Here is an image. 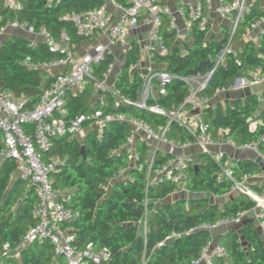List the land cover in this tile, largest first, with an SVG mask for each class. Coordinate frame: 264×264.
<instances>
[{
  "label": "trees",
  "instance_id": "16d2710c",
  "mask_svg": "<svg viewBox=\"0 0 264 264\" xmlns=\"http://www.w3.org/2000/svg\"><path fill=\"white\" fill-rule=\"evenodd\" d=\"M115 1L128 4V0ZM102 3L104 0H59L53 4H48L47 0H25L20 10L13 11L4 7L0 0V29L15 20L24 27L32 26L35 31L43 27L54 36L65 28L73 43H79L85 38L77 36L72 25L61 16L72 10L88 12ZM262 15L264 10L251 6L234 31H223L220 40L209 38L208 27L200 28L192 21L190 36L193 43L186 46L184 53L177 47H170L168 37L173 30L163 33L170 51L165 56L155 54L152 61L168 71L172 79L149 100V104L157 105L165 113L135 104L142 79L138 71L129 72L130 65L140 59L139 49L132 45L125 53V62L114 84L120 97L118 103L107 94V105L101 106L94 100L93 82L90 81L80 91L66 96L68 115L86 114L88 119L84 125L88 127L94 121L89 115L95 109H100L103 115L125 113L143 120L157 133L163 132L167 141L179 145L197 142L198 132H192L167 115L190 108L185 100L191 89L183 77L197 75L196 67L208 60L213 63L228 44L232 46L242 39ZM29 43L28 38L19 35L1 41L0 91H9L16 98L27 97L32 105L52 77L43 69L26 65L24 59L30 56L33 61L51 60L54 55L48 53L42 41H36L34 47H29ZM112 62V54H107L99 71ZM210 69L211 66H202L200 75ZM256 69L264 75L263 35L256 44L247 40L241 47L232 48L196 97L213 98L235 79H250L251 72ZM261 100L256 94H249L242 103L203 107L201 117L208 126L207 134L214 141L229 140L236 146L250 144L264 153V92ZM130 132V124L111 121L101 140L95 138L92 130L82 143L76 138L55 137L44 153L46 157L57 155L62 159L52 173L54 186L71 189V200L66 205L73 217L62 222L61 227L74 235L72 243L76 248L82 249L91 243L95 251H106L108 256L100 264H185L197 257L212 239L211 231L204 225L255 206L243 191H230L233 179L239 181L244 174L259 172L255 161L235 160L226 168L222 160L216 161L204 152L197 162L188 160L185 164L184 186L191 196L172 199L177 184L156 175L172 154L156 149L150 156L148 142L138 137L136 158L132 162L127 146ZM2 148L0 138V151ZM124 171L128 172L127 176H118ZM25 182L15 175L13 160L0 156V264H65L64 258L55 254L48 240L22 247L18 255L14 251L22 236L37 222L32 215L37 198L33 186H25ZM227 194L230 198L224 203L209 197ZM241 238L246 242V248L242 247ZM5 243L9 244L11 252L4 251ZM219 244L226 248L228 257H215L213 264H264V239L251 221L243 224L240 233L232 229L224 232Z\"/></svg>",
  "mask_w": 264,
  "mask_h": 264
},
{
  "label": "built area",
  "instance_id": "2783aa9c",
  "mask_svg": "<svg viewBox=\"0 0 264 264\" xmlns=\"http://www.w3.org/2000/svg\"><path fill=\"white\" fill-rule=\"evenodd\" d=\"M25 0H3V6L18 11L23 7ZM59 0H47L48 4H53ZM113 5L118 10L116 18L107 9L106 1L100 6L88 11H69L61 16L63 21L72 25L74 33L85 39L91 36L104 35L108 42H96L91 50L84 53H76L72 47L74 45L69 32L62 28L57 36L52 35L45 28L35 31L32 26L24 27L30 32L37 34L42 40L31 39L29 47H34L36 41L46 44L48 53L53 54L51 60L33 61L30 56L24 59V63L30 67L43 69L52 80L44 87L36 101L29 105V98L14 97L9 91H0V138L3 148L0 151L1 157L11 158L15 165V175L30 181L33 186L37 201L32 208V215L37 222L30 227L22 236L20 245L14 250L15 253L35 241L48 240L54 248L57 256L64 258L65 264H100L102 259H106V251H95L91 243L84 248L78 249L73 245L74 235L67 229L61 227V223L69 221L73 213L66 203L71 200V189L56 188L51 175L57 169L62 159L57 155L44 156L50 147L51 139L57 137L76 138V136L87 128L86 133L92 130L97 140L104 136L106 128L111 121L126 122L131 126L127 146L133 145L134 138L142 135L146 142H167L171 144L169 152H173L171 141L164 138V133H157L149 124L134 116L125 113H111L103 115L100 109H95L89 116L93 123L85 127L84 123L88 116L81 113L76 116H69L66 109V96L76 93L84 88L85 84L92 81L95 96L101 106H106V95L110 94L118 103L119 96L114 87L107 83L108 77L113 73L114 62L106 65L99 71L100 65L104 62L107 54H112L111 45L127 51L132 47L130 34L139 29L141 25H147V36L140 43V49L148 54L152 60L155 54L165 56L170 49L162 33V26L165 20L170 29L176 25L178 16L188 19L190 23L196 21L200 28H205L209 21V15L205 13L211 6V0H203L194 7L180 6L176 13H173L166 3V0H128L127 5L117 3ZM218 12L222 17L231 19L232 33L243 15L252 6V0H218ZM21 26L16 20L12 22ZM264 24V15L253 23L252 28H257ZM7 26V25H6ZM5 26V27H6ZM0 29V36L4 28ZM1 43V40H0ZM232 49L227 45L214 59L211 69L203 75L185 76L183 80L190 86V95L185 103L190 104L192 110H199L197 116H189L184 110H177L167 115L171 120H178L192 132L199 133L198 143L203 145L205 152L210 154L216 161L221 160V153L212 154L206 146L214 145L216 141L207 134L208 128L201 117L203 107L210 106L208 97L197 98L196 93L203 89L215 69L224 63L226 54ZM142 61L137 60L129 67L131 71H138L142 79V87L136 105L149 108L151 110L165 113L157 105H150L149 100L154 99V86L163 89L166 83L170 82L172 75L165 69L141 71ZM53 71H55L53 73ZM98 74L101 76L99 77ZM263 75L256 69L251 72L249 83L261 81ZM101 91V94L98 92ZM253 126V124H252ZM222 133V130H219ZM227 143L236 146L227 140ZM242 147L253 149L264 161V153H260L257 148L250 144ZM136 157V154H135ZM192 160L187 156L170 158L156 172L157 177H165L174 183L183 185L185 180L186 161ZM121 172L118 176L122 175ZM231 178V174L227 171ZM116 176V177H118ZM231 193L243 191L255 206L249 211H238L231 217L218 219L215 222L204 225L208 230L216 229L222 225L239 223L246 213L253 212L262 230L264 239V168L259 173L244 174L239 181L233 179ZM257 182L260 188L254 189L250 183ZM5 252H11L8 243L3 245ZM215 257L227 258L228 253L224 246L216 244L214 247L211 241L202 249L200 254L186 262L185 264H213Z\"/></svg>",
  "mask_w": 264,
  "mask_h": 264
},
{
  "label": "crops",
  "instance_id": "0c3cea01",
  "mask_svg": "<svg viewBox=\"0 0 264 264\" xmlns=\"http://www.w3.org/2000/svg\"><path fill=\"white\" fill-rule=\"evenodd\" d=\"M107 4V9L109 13L112 15V18H116L118 15V10L115 9L113 5L112 0H105ZM203 0H166L167 5L169 6L170 10L173 13L177 12V9L180 6H185L192 8L197 3L202 2ZM211 6L209 9L205 11L209 15V21L206 27H208V37L212 38L215 37L216 40H220L223 36V31L230 32L231 31V19L227 17H222L218 12V0H211ZM252 6H255L258 10H264V0H252ZM24 27V25H21ZM20 27L18 25H15L13 23H8V25L4 28L3 32L1 33L0 40L11 38L14 35L20 34ZM162 33H165L169 30H173V33L168 37L169 43L171 48L177 47L181 53L185 52V48L188 45H192L193 41L190 36L191 32V23L188 21V19L178 16L176 25L173 29H170L168 26L167 20L164 21L163 26L161 28ZM148 26L147 25H141L137 31L130 34V40L132 45H138V49L140 51V59L142 61V67L141 71L146 70H156L163 68L161 65H158L154 63L149 57L148 54L140 49V43L144 41V39L147 36ZM263 35L264 36V24L260 25L257 28H251L247 31L245 36L234 43L232 45L233 49H237L244 44L247 40L253 41L255 44L258 42V38ZM95 38V42L91 45L87 43V39H84L83 41L79 43H74L72 49L76 53H84L86 51L91 50L92 46L98 41L102 42V39L106 38L104 35H98V36H91ZM36 40H42L41 37H34ZM107 39V38H106ZM171 40H173L171 42ZM108 41V40H107ZM112 49V56L114 60V70L113 73L108 77L107 83L114 87V84L117 80V76L120 73L121 68L123 67V64L125 62V53L126 51L117 45H111ZM121 49V50H120ZM55 71H53L54 73ZM129 72L133 74L135 71H131L129 69ZM263 79L259 82L255 83H249V81L242 77L239 78V80L235 79L233 83L226 89L219 90L216 95L210 99V105H214L217 103L225 105H234L235 103L239 102L242 103L244 98L249 94H256L260 101L261 100V94L264 92V75L262 77ZM154 94L157 96L158 92L162 91L157 85L154 86ZM80 91V90H77ZM94 100H98L96 96H94ZM100 103V102H99ZM185 112H187V115L191 116H197L199 114V110H192L191 108L185 109ZM87 128H84L83 130H86ZM87 133H85L86 136ZM143 139L142 135H137L134 138V142L132 147H136L137 138ZM150 147H152V151L158 149L163 153H170L169 149L171 144L167 142H160L157 143L155 141L148 143ZM173 146V152L172 158H179L181 156H187L192 161L197 162L199 156L205 152V148L203 145H201L198 142L190 143V144H184L179 145L177 143H172ZM208 151L211 152L213 155L221 153V160L224 163V166L228 168L231 163L235 160H241V159H248L255 161L259 165V172L262 171L264 168V161L259 157V155L251 148L248 147H242V146H233L229 143H227V140L219 139L216 141L214 145L206 146ZM151 149H149L150 151ZM258 172V173H259ZM250 185H256L258 188L253 187L254 189H259L260 185L257 182H252ZM188 196H191V194L185 189L184 184L182 185V188L180 190H177L173 198H187ZM212 200L218 201L219 203H224L226 200H229L230 194L223 195V196H209ZM247 221H251L254 223L257 230L262 235L261 227L258 224V221L255 217V214L253 212L246 213L244 217L241 219L239 223H234L235 225L228 226V228L222 229H215L214 230V236L211 239V245L214 247L216 244L219 243V239L221 235L226 232L227 230H236L238 233L241 231V227L244 223ZM241 238V245L242 247L246 248L247 244L242 243ZM246 243V242H245Z\"/></svg>",
  "mask_w": 264,
  "mask_h": 264
},
{
  "label": "rangeland",
  "instance_id": "374dc122",
  "mask_svg": "<svg viewBox=\"0 0 264 264\" xmlns=\"http://www.w3.org/2000/svg\"><path fill=\"white\" fill-rule=\"evenodd\" d=\"M19 27H20V28H19V29H20V34H19V36H22V37L28 38L29 40L34 39V37H38L37 34H34V33L30 32L28 29L24 28L23 26H19ZM95 41H96V40H95V38H93V37H89V38H87V43H88V44H91V45H92ZM107 42H108V41H107L106 38L102 39V43L106 44ZM135 48L138 49V45H137V44L135 45ZM120 50H121V49H120ZM86 131H87V130H83L81 133H79V134L76 136V140H77L78 142H80V143L83 142V140H84V138H85V133H86ZM162 143H164V142L162 141ZM151 146L153 147V145H151ZM152 147H150L151 150L149 151V155H150V156H152V154H153ZM130 158H131L132 162H133V161L135 160V158H136V157H135V151H134V148H133L132 146H130ZM127 173H128L127 171H124V172L122 173V177L127 176ZM51 178H52V180H54L55 176L52 175ZM28 185H30V181H26V182H25V186H28ZM181 188H182V185L179 184L177 190H180ZM233 225H235V224H230V227L233 226ZM228 226H229V225H227V226L222 225V226L217 227V229H220V231H221L222 229L228 228ZM214 230H215V229L211 230L212 238H213V236H214ZM242 243H243V244H246L245 241H242ZM16 255H18V254L16 253Z\"/></svg>",
  "mask_w": 264,
  "mask_h": 264
},
{
  "label": "water",
  "instance_id": "95a60500",
  "mask_svg": "<svg viewBox=\"0 0 264 264\" xmlns=\"http://www.w3.org/2000/svg\"><path fill=\"white\" fill-rule=\"evenodd\" d=\"M212 65L211 61L208 60L207 62L205 63H202L200 64L198 67H196L195 71L197 72V75H200L201 74V67L202 66H207V67H210ZM135 73V72H134ZM237 80H239V78H237ZM102 92L99 91L98 94H101ZM196 167V165H194Z\"/></svg>",
  "mask_w": 264,
  "mask_h": 264
}]
</instances>
